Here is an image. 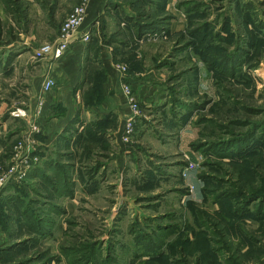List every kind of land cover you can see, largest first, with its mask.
<instances>
[{"label":"rangeland","instance_id":"obj_1","mask_svg":"<svg viewBox=\"0 0 264 264\" xmlns=\"http://www.w3.org/2000/svg\"><path fill=\"white\" fill-rule=\"evenodd\" d=\"M76 1L0 0V41L28 12V29L59 34ZM119 6L122 18L128 9L131 21L161 22L137 36L135 49L141 71L166 94V114L141 103L129 128L126 115L124 168L119 174L107 164L93 194L78 180L68 192L58 178L26 182L32 164L8 179L0 264H264V0ZM119 63L126 76L138 68ZM105 155L94 158L106 162ZM13 180L16 190L7 192ZM67 197L77 202L65 204Z\"/></svg>","mask_w":264,"mask_h":264},{"label":"crops","instance_id":"obj_2","mask_svg":"<svg viewBox=\"0 0 264 264\" xmlns=\"http://www.w3.org/2000/svg\"><path fill=\"white\" fill-rule=\"evenodd\" d=\"M122 3L123 0H90L80 28V34L88 33L89 39H77L61 59L34 58L39 46L55 39L58 31H40L39 36L35 30L28 29L26 24L33 17L29 12L21 27L0 41V166L20 164L18 157L24 155L22 151L17 152L16 145L28 137L32 140L33 149L29 155L34 166L26 171V182H39L36 186H40V182L58 178L68 182L70 191L82 181L86 192L93 194L101 189L99 176L107 164L113 165L119 174L124 168L121 137L125 117L130 116L132 109L123 93L122 83H130L135 100L142 103L149 114L159 109L164 117L166 94L159 92L157 85L151 82V76L146 77V72L141 71V54L139 48L135 49V44L140 43L139 35L129 18V10L125 9L123 18L120 16V6H117ZM2 9L7 15H13L4 5ZM116 33L117 38H112L111 35ZM110 38L113 41L110 42ZM122 61L129 64V69L135 63L138 68L128 70L127 76L121 74L115 64ZM145 63L147 65L146 57ZM46 74L55 79L56 86L43 97V108L37 118L38 129L28 135L32 130L31 115L36 110ZM18 106L25 108L29 118L10 115V110ZM138 126L136 122L134 129ZM98 152L107 153L106 162L95 160L94 155ZM68 165L71 167L69 172L63 169ZM12 178L17 180L18 173ZM14 181L7 187V192L16 190ZM67 198L65 204L77 202ZM9 202L12 206L14 199Z\"/></svg>","mask_w":264,"mask_h":264},{"label":"built area","instance_id":"obj_3","mask_svg":"<svg viewBox=\"0 0 264 264\" xmlns=\"http://www.w3.org/2000/svg\"><path fill=\"white\" fill-rule=\"evenodd\" d=\"M90 4V0H80L70 14L65 18L62 22L60 33L56 36L52 41L46 42L39 49L34 52V57L44 58V57H53L54 59H61L69 50L70 46L77 40L81 39L83 41L89 39L88 33L80 34V28L84 23L88 7ZM115 68L121 73L124 74L126 72V65L122 63H116ZM56 86L55 79L46 74L41 85L42 93L38 95L36 110L31 115V120L29 124L31 125V131L28 133H33V131L38 129V116L40 115L43 108V97L46 92L52 90V88ZM122 90L124 95L126 96L128 103L131 106L132 112L130 116L127 117V127L131 126V121L135 117V115L139 114V103L135 100L133 96V91L130 88V85L123 84ZM10 114L14 117H26L29 118L28 112L22 106L15 107L10 110ZM127 131V129H126ZM32 140L30 138H25L21 140L16 145L17 152H23V158H19L18 160L20 164L15 163L9 169L8 173L2 172L0 174V190L3 185L8 181V179L12 178L13 174L18 173V178L22 177L25 174V170L29 168L32 164L31 156L29 155L33 149ZM37 161L36 158H33V162ZM21 172V174H20Z\"/></svg>","mask_w":264,"mask_h":264},{"label":"trees","instance_id":"obj_4","mask_svg":"<svg viewBox=\"0 0 264 264\" xmlns=\"http://www.w3.org/2000/svg\"><path fill=\"white\" fill-rule=\"evenodd\" d=\"M131 22H132V25L135 26L138 35H141V33H144V32H147V31H155V30L162 29L161 22L157 21V20H155V21L152 20L149 23H140V22L137 23L134 20L131 21ZM68 191H69V187H68L67 190H64L63 192H68ZM23 209H25V208H23Z\"/></svg>","mask_w":264,"mask_h":264}]
</instances>
